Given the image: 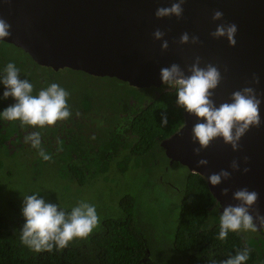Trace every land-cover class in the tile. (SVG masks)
<instances>
[{
  "label": "water",
  "instance_id": "obj_1",
  "mask_svg": "<svg viewBox=\"0 0 264 264\" xmlns=\"http://www.w3.org/2000/svg\"><path fill=\"white\" fill-rule=\"evenodd\" d=\"M173 0H0V17L11 25V36L0 41L23 50L36 64L58 72L69 69L96 78L118 79L137 89L160 88L164 84L160 69L179 64L185 71L199 56L204 64L216 65L223 77L214 92L220 103L245 87L253 73L260 77L258 93H264V0H186L182 19H157L159 7H168ZM215 10L224 13V20L214 22ZM238 26L237 45L226 39L210 36L218 23ZM159 28L169 42L162 51L161 41L153 38ZM198 35V45H180L182 33ZM260 115L262 125L253 127L241 140V151L234 152L223 139H217L197 157L193 149L192 128L197 118L184 112V124L162 141L171 163L185 166L191 173L204 177L209 190L220 204L238 203L232 193L247 187L259 193L256 208L264 214V103ZM249 163H244V157ZM206 158L207 167L198 166ZM239 159L244 174L233 172L229 181L213 187L207 180L221 169L232 171L231 162ZM223 188H229L227 197Z\"/></svg>",
  "mask_w": 264,
  "mask_h": 264
},
{
  "label": "clouds",
  "instance_id": "obj_2",
  "mask_svg": "<svg viewBox=\"0 0 264 264\" xmlns=\"http://www.w3.org/2000/svg\"><path fill=\"white\" fill-rule=\"evenodd\" d=\"M185 3L186 0H173L170 6L157 8L155 16L157 19L171 18L173 16L177 19H182ZM212 20L214 22L223 21L224 13L220 10H215L212 15ZM237 33L238 26L235 23L223 22L217 24L215 30L210 33V36L216 40L226 39L230 46L235 47L237 45ZM165 35V32L161 31L159 28L153 32V38L156 41L162 42L161 49L166 52L169 49V42L165 39ZM10 36L11 25L3 17H0V40ZM178 43L180 45H198L201 41L198 35H190L188 32H184L181 34ZM202 63V59L197 56L194 62L187 66V71L177 63L162 67L160 69L161 81L169 90L175 91V107L181 108L184 112L197 118V122L192 128V143L199 144V147L193 149L197 157H200L202 151L207 150L214 141L220 138L223 139L225 145H230L234 152H240V142L242 138L253 127L258 129L262 125L260 109L262 103H264V93H258L256 87L260 84V77L253 73L251 80L248 81L245 87L234 91L229 101L220 103L219 106H217L214 99V92L222 83V74L216 65L207 63L201 66ZM4 72L5 75L0 79V83L5 87L3 98H13L16 103L7 102L10 106L4 109V111L0 113V116L8 121H19L21 127L28 126L26 129L22 130L23 137L21 140L23 139L24 142L17 141L15 145H8L9 150L36 149L44 161L52 160V155L46 153V148L48 149L46 135H49L54 145L60 148L58 150H62V142H60L61 146L59 143L61 137L58 138L57 136L63 133L65 137H69V134L64 133L65 128H63L61 132H59L60 130L57 131L59 133L55 135H53L55 132L49 130L51 128H41L45 126H55L60 121H64L66 125H68L70 119L72 120V107L76 108V106L79 107V105L72 102L74 98L70 96L64 86L61 87L58 84L61 80L50 85L43 84L41 85V90L36 88L38 93L33 94V84L27 79H21L20 70L15 63H8ZM43 81L44 79L41 80V82ZM88 86L100 87L95 84L94 80H92ZM160 88H155V90ZM166 90L163 91L162 88L159 93H165ZM99 92L100 91L97 90L93 95L100 103V106H96V112H100L102 103V100L97 96ZM151 92L154 96L155 92L153 90H151ZM67 102L70 104L68 105ZM100 120H102V118H100ZM168 123L167 112H164L161 114L160 126L166 128ZM114 126V123L110 125L112 130ZM41 133L44 134L45 146H41ZM98 138L99 137H97V139ZM101 140L102 138L100 137L99 143L94 145L95 152L99 154L102 153L100 150ZM162 141L160 142V146ZM161 148L162 149L158 150H161L166 155L164 148L162 146ZM125 150L126 148L119 154H115L114 150L110 152L113 157L112 160H115L116 163L112 165L109 163V167L117 166L119 169V167L127 168L129 166L131 161L130 157H128L129 161L127 163L125 162ZM158 150H156V152ZM64 152L63 150V153ZM156 152L153 156L149 157H155ZM122 153H125V155ZM73 155L76 156L78 154L73 153ZM106 155L107 153L103 156L105 159ZM94 159L95 157H93L91 163L95 161ZM166 159L169 166L178 164L176 162L171 163L167 155ZM66 160L68 164L71 165L68 156ZM96 163L100 162H93V165H96ZM244 163H249V158L247 156L244 157ZM208 164L209 161L206 158L198 160V166L200 167H207ZM230 168L232 170L231 172L221 169L218 173H211L207 177L208 182L213 187H217L223 182L231 180L233 172H240L242 170L244 174H247L251 171L248 167L241 169L239 159H234L231 162ZM191 174L195 173L189 171V175ZM229 192V188H223L222 195L227 197ZM232 197L238 203L228 204L223 208L220 214V230L218 237L220 240H225L229 232H238L241 230L255 232L260 228H264V214H261L259 209L255 207L259 200V193L257 191L249 190L247 187L239 188L232 193ZM22 215L26 222L20 231L21 243L37 253H51L54 249H65L70 242L90 236L93 230L99 226L100 222L96 206L87 201H79L71 208V211L68 212L60 208L58 204L46 202L44 198L37 194L28 195L23 198ZM136 227L143 228L147 231L150 230L147 226L142 227L136 225ZM164 243H166L168 247L172 245L169 241ZM151 249H154V247L147 244L145 249L146 254L151 255ZM154 251L157 262L160 263V256L156 248ZM177 253V261L179 259H187L181 264H191L190 257L194 255V252L189 253L188 256L187 254H182L181 251H177ZM250 253L251 249L245 247L226 260H219L212 256L210 260L204 261V264H246V261L250 258Z\"/></svg>",
  "mask_w": 264,
  "mask_h": 264
},
{
  "label": "trees",
  "instance_id": "obj_3",
  "mask_svg": "<svg viewBox=\"0 0 264 264\" xmlns=\"http://www.w3.org/2000/svg\"><path fill=\"white\" fill-rule=\"evenodd\" d=\"M6 48H11L14 56L8 55L5 52ZM15 63L20 70L21 79H27L33 84V94H37L36 88L41 90V85L52 84L59 82L62 73H74L79 75L75 83L86 84L94 80L95 84L101 86L99 80L87 75L83 72L72 71L69 69L62 70L56 73L51 68H45L37 65L26 53L21 49L0 41V79L5 75L4 69L8 63ZM30 65V66H29ZM44 79L43 82L41 80ZM112 78H103L108 80ZM124 85L123 89L116 86V89L106 88L104 91L98 93V98L102 100L100 112L96 113V119L102 118L106 120L109 116L114 117L113 123L117 126V131H110L112 128L109 126L104 133L107 138H102L103 141L100 145L101 154L95 152L93 142L84 143L83 138L79 139V127L83 126L81 121L74 120V125L71 128L69 137H65L60 133L57 137L60 138L59 143L62 142V149L65 151L57 157L46 148V153L52 155L53 160L57 161L59 165L60 176L67 180L78 182V185H84L88 178L98 177L102 173L109 171V162L103 157L105 153L114 150L115 154H119L124 148H132V157H137L141 160L153 156L158 149H162L160 142L169 138L176 133L184 124V111L181 108L175 107L176 95L175 91L163 93L156 100H151V90H142L129 86L118 79H112ZM72 89L69 93L72 102L77 103L78 94L83 93V88ZM5 87L0 83V113L10 105L7 103L12 98L4 99L3 92ZM133 97L137 103L136 107L130 106V98ZM71 102V104H72ZM106 102V104H105ZM68 105L70 104L67 102ZM84 106H89L90 102L83 101ZM79 107H72V117H76L79 112ZM167 112L168 126L163 128L160 126L161 114ZM100 120V119H99ZM78 121V122H77ZM103 123V121H102ZM66 122L60 121L55 126H45L41 129H49L55 135L57 131L66 128ZM87 126V125H86ZM28 126L21 127L19 121H8L0 116V154L3 153L7 157L14 156L19 150H9L8 145H15L17 141L21 142L22 130ZM91 127V126H87ZM96 131V136L100 133L98 131L97 123L92 126ZM130 129L131 133L126 132ZM42 135L41 146H45L44 134ZM131 136L132 140L127 139ZM79 140L83 142L81 146ZM101 140V141H102ZM99 140H97V144ZM61 144V143H60ZM27 146V145H26ZM25 153V149H22ZM67 151V152H66ZM76 153L78 155H73ZM125 155V153H122ZM163 156L166 158L164 152ZM80 155H83L84 160H80ZM69 157L70 164L65 165L61 160ZM90 157H95L92 161ZM89 162L91 165L83 166V163ZM93 162H100L93 165ZM38 163H45L42 158L38 159ZM82 163V164H80ZM1 169V168H0ZM120 170H125L126 167H119ZM2 170V169H1ZM11 175L1 177L0 186L3 191L0 194H6L4 189L10 188L12 185ZM75 185V186H78ZM131 201H124L122 203L125 214L121 213L120 218L102 216L101 222L103 227L99 233H91L88 239H76L69 243L68 247L62 250H53V252H34L28 247L23 245L20 240V231L24 225L25 218L19 211L22 209L16 208L12 202L5 206L0 203V264H162L158 263L154 249H151V255L146 254V245L151 240L149 231L133 225H139L141 220H144L142 211H137L135 219L132 215V210L126 208L124 204ZM219 203L211 194L206 180L198 175L191 174L188 176L187 184L181 203L176 204V209L180 208L181 219L177 225L174 236L172 237V245L169 248L170 252L177 257V251L182 254L193 253L190 261L191 264H204V261L210 260L212 255L208 253L211 245L219 249L224 247V254L226 259L234 256L236 247L233 244L236 241H241V237L235 232H229L225 240H220L219 234L212 236L211 227L217 222H220L219 217L221 213L216 212ZM11 206L14 208H11ZM70 212V209L62 208ZM121 212V211H120ZM113 226V229H109ZM119 229V231H118ZM105 233H108L105 235ZM220 226L215 227L213 233H217ZM199 254V257H198ZM205 254V257H204ZM225 259V260H226ZM187 259H179L177 264H181ZM263 261V258H260ZM154 262V263H153ZM193 262V263H192Z\"/></svg>",
  "mask_w": 264,
  "mask_h": 264
},
{
  "label": "rangeland",
  "instance_id": "obj_4",
  "mask_svg": "<svg viewBox=\"0 0 264 264\" xmlns=\"http://www.w3.org/2000/svg\"><path fill=\"white\" fill-rule=\"evenodd\" d=\"M5 52L14 56L12 53L14 51L11 48L5 46ZM78 76L74 73L68 76L64 73L61 74V80L67 92L72 93L70 87L76 90L77 88H83V93L78 94L80 96L76 100L77 105H80L83 96H93L97 90L116 89V86L121 89L125 87L112 79L99 80L101 86L98 88L89 87L87 83L83 86V84L75 83ZM169 91L173 90L168 89L165 93ZM162 94L155 93L151 100H156ZM113 121L114 117L109 116L106 120L97 122L98 131L100 132L97 140H100V137L107 138L104 133ZM112 132L110 131L109 134L111 135ZM46 138L48 149L53 156L57 157L59 154H63V149L58 150L60 148L54 145L49 135H46ZM102 142L106 141L102 140L101 144ZM39 158L41 157L36 149H25V153L19 150L14 156L10 157L3 153L0 154V168L2 169H0V179L6 175H11L10 179L13 185L4 189L6 194H0L2 206L6 204L8 206L12 202L16 208L21 209L23 198L33 194L44 198L46 202L58 204L60 208L70 210L79 201L84 200L96 206L100 222L93 233H99L103 227L102 216L104 218L117 217L118 219L121 213L125 214L121 206L122 203L124 201L134 203L135 201V206L130 202L124 204V206L132 210L135 219L137 218V211L143 212L145 219L141 220L139 225L142 227L147 226L150 229L148 234L151 240L148 241V244L156 248L162 264H176V257L164 242L172 241L171 239L181 219L180 208L176 209V204L181 203L185 191L189 176L187 168L178 164L169 166L162 151L158 150L155 157H148L144 163L136 157H132L130 159L131 163L125 170H119L117 166H111L107 173L88 178L84 185H78V182L70 179L65 180L60 176L57 161L50 160L45 161V163H38ZM61 161L68 166L66 159L62 158ZM0 191H3L1 186ZM11 208L13 207L11 206ZM19 212L22 213V209ZM111 228L113 229V226H109V229ZM102 232L105 235L108 234L103 230ZM238 232H243L248 239L253 238L246 231L241 230ZM84 239H88V237Z\"/></svg>",
  "mask_w": 264,
  "mask_h": 264
},
{
  "label": "flooded vegetation",
  "instance_id": "obj_5",
  "mask_svg": "<svg viewBox=\"0 0 264 264\" xmlns=\"http://www.w3.org/2000/svg\"><path fill=\"white\" fill-rule=\"evenodd\" d=\"M30 66V65H29ZM59 72V71H58ZM66 76H68L70 73L65 72L64 73ZM61 87H63V81L61 80L58 83ZM66 86V85H65ZM163 88V91L168 89L165 85L163 87H161L158 90H155V88L149 89V90H153L155 93H159L161 91V89ZM97 92V91H96ZM97 98L95 96H83L82 97V101L83 100H87L90 102L89 106H84L82 101L79 105V112H78V118L76 117H72V119H77L78 121H81V123L83 124V126L79 127V139L82 135L81 138H83L84 143H90L93 142V146L97 145V138H94L93 140H91L93 137L96 136V131L95 129L92 127L94 124H96L99 119H96V106H100V103L96 100ZM16 103V101L12 98L11 101H9V103ZM130 102V106L131 107H136L137 103L134 101L133 97L130 98L129 100ZM138 108V107H136ZM73 115V114H72ZM74 120L70 119V122L68 123V125L66 126L64 133H68L70 135L71 133V128L74 125ZM77 121V122H78ZM91 126V127H87V126ZM98 127V126H97ZM113 132L117 131V126H114ZM61 132V130L59 131ZM57 132V133H59ZM126 132H128L129 134L131 133L130 129H127ZM68 138V137H67ZM91 138V139H90ZM127 139L132 140L131 136H129ZM22 143L24 142L23 139L21 140ZM80 145H83V142L81 140H79ZM126 152V163L129 161L128 157H130V159H132V148H126L125 150ZM137 158V157H136ZM85 158L83 157V155H80V160H84ZM90 159L92 160L93 157H90ZM113 157L111 156L110 152H107L106 155V161H108L111 165L116 163L115 160H112ZM147 158L141 159V161L144 163L146 162ZM84 165L90 164L89 162L87 163H83ZM217 206V210L216 212L218 213H222L220 211V204L216 205ZM217 226H220V222H217L215 225H213L211 227V234L212 236H216L217 234H219V231H217V233H213L215 227L217 228ZM238 233V235L242 238L241 241H236L235 243H230L233 244L237 249H236V253L238 251L243 250L245 247L250 248L251 249V253H250V258L246 261V264H264V228H260L259 230L252 232V231H246L247 234H249L250 236H252L253 238H246L245 234L243 232H235ZM208 253H210L213 257L219 259V260H225L227 258V256L224 254V247L221 246L219 249L215 248L214 245L210 246V249L208 250ZM235 253V254H236ZM260 258H263V261H260Z\"/></svg>",
  "mask_w": 264,
  "mask_h": 264
}]
</instances>
